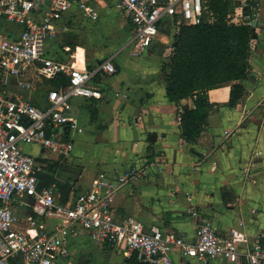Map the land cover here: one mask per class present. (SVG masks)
<instances>
[{
	"label": "crops",
	"instance_id": "1",
	"mask_svg": "<svg viewBox=\"0 0 264 264\" xmlns=\"http://www.w3.org/2000/svg\"><path fill=\"white\" fill-rule=\"evenodd\" d=\"M85 1L98 18L87 17L78 5L73 6L47 50L76 67L92 68L113 58L117 73L93 82L101 91L100 99L70 100L67 113L84 129L76 136L71 156L43 153L37 145L24 147L36 158L40 186L55 185L57 201L73 202L102 173L114 178L127 167L146 166L143 179L116 197L113 210L118 221L132 217L147 230L159 227L183 233L189 240L200 223L210 222L223 236L245 234L248 243L240 245L242 252L256 241L264 245V0H259L261 17L244 95L230 105L234 83L209 92L214 107L196 144L181 137L180 127L181 113L194 107L193 100L177 105L166 97L162 66L171 55L173 34L162 30H169L168 19L149 51L133 57V26L118 0ZM235 2L231 14L240 15L241 0ZM2 28L14 31L16 26L2 22ZM118 44L120 50L113 53ZM103 46H108L105 53ZM125 48L128 55L119 56ZM26 82L29 87L23 86ZM58 88L56 80L40 79L33 71L21 78L10 76L3 86L9 96L40 108L48 107L49 92ZM151 135L155 141H150ZM32 203L27 198L12 206L24 220L22 229L27 228ZM42 223L49 230L57 224L53 219ZM70 250V257L57 264H132L134 256L122 246L96 242L84 230L71 236ZM173 260L175 264H249L243 256L237 262L200 263L181 258L178 252Z\"/></svg>",
	"mask_w": 264,
	"mask_h": 264
},
{
	"label": "built area",
	"instance_id": "2",
	"mask_svg": "<svg viewBox=\"0 0 264 264\" xmlns=\"http://www.w3.org/2000/svg\"><path fill=\"white\" fill-rule=\"evenodd\" d=\"M251 1L241 0V14H230L229 22L252 26L259 20V1L254 6ZM75 5L87 17L98 18L85 0H0V264H57L70 257V238L80 230L96 242L124 247L141 264H175V252L200 263L216 259L237 262L243 256L249 264H264L260 241L242 252L240 245L248 243L245 234L223 236L210 222L200 223L193 240H189L183 233L159 227L147 230L132 217L118 221L113 210L116 197L125 187L143 179L146 166L127 167L114 178L102 173L73 202L57 201L55 185L40 186L36 158L24 147L37 145L43 153L71 156L76 136L84 129L67 113L70 100L100 99L101 91L93 82L117 73L113 58L85 68L49 54L48 42L58 37L61 20ZM118 5L133 26V57L149 51L161 34L165 18L173 35L182 25L200 24L207 17L213 20L207 0H118ZM2 22L16 29L6 31ZM31 71L40 79H69L66 86L49 92L47 108L11 97L3 89L10 76L21 78ZM23 86L29 87L28 82ZM27 198L33 203L25 219L27 228L22 229L24 220L12 206ZM43 219H53L57 224L49 230Z\"/></svg>",
	"mask_w": 264,
	"mask_h": 264
},
{
	"label": "trees",
	"instance_id": "3",
	"mask_svg": "<svg viewBox=\"0 0 264 264\" xmlns=\"http://www.w3.org/2000/svg\"><path fill=\"white\" fill-rule=\"evenodd\" d=\"M207 7L213 20L207 17L200 24L180 26L172 38L171 55L162 66L167 99L177 105L185 99L194 102L180 119L181 137L193 144L208 125L214 107L209 101L211 90L234 83L229 104L243 97L256 33L252 26L229 22L235 0H207ZM68 80L65 76L56 79L57 86H66ZM132 258V264H141L135 255Z\"/></svg>",
	"mask_w": 264,
	"mask_h": 264
},
{
	"label": "rangeland",
	"instance_id": "4",
	"mask_svg": "<svg viewBox=\"0 0 264 264\" xmlns=\"http://www.w3.org/2000/svg\"><path fill=\"white\" fill-rule=\"evenodd\" d=\"M121 36V35H120ZM119 46H117V45H115L114 46V51H113V53H117L119 50H120V44H118ZM103 48V51L102 52H107V48H108V46H103L102 47ZM128 53H129V49L128 48H125V49H123V50H121L120 51V55L119 56H125V55H128ZM29 150H32V148H28ZM42 173V172H41Z\"/></svg>",
	"mask_w": 264,
	"mask_h": 264
},
{
	"label": "water",
	"instance_id": "5",
	"mask_svg": "<svg viewBox=\"0 0 264 264\" xmlns=\"http://www.w3.org/2000/svg\"><path fill=\"white\" fill-rule=\"evenodd\" d=\"M158 1L161 2V3H166V2H168V0H158ZM257 24H258V21H257V20L253 21L252 27H253V31H254V32L256 31ZM162 31H163L164 33L168 34V35L171 34L170 30H162ZM254 38H257L256 33L254 34ZM155 139H156V136H155V135H151V136H150V141H152V140L155 141Z\"/></svg>",
	"mask_w": 264,
	"mask_h": 264
}]
</instances>
